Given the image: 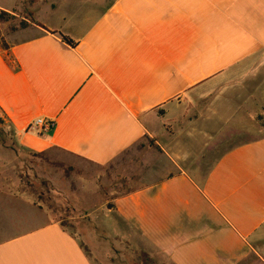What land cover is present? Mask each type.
I'll list each match as a JSON object with an SVG mask.
<instances>
[{
    "label": "crops",
    "instance_id": "0c3cea01",
    "mask_svg": "<svg viewBox=\"0 0 264 264\" xmlns=\"http://www.w3.org/2000/svg\"><path fill=\"white\" fill-rule=\"evenodd\" d=\"M0 9L36 22L0 46V111L18 141L8 151L116 168L119 184L138 185L109 208L171 264H264V0ZM37 117L55 126L27 132ZM148 169L156 177L138 181ZM38 214L47 217L0 190V264H93L58 220L28 223ZM106 231L133 240L118 224Z\"/></svg>",
    "mask_w": 264,
    "mask_h": 264
},
{
    "label": "rangeland",
    "instance_id": "374dc122",
    "mask_svg": "<svg viewBox=\"0 0 264 264\" xmlns=\"http://www.w3.org/2000/svg\"><path fill=\"white\" fill-rule=\"evenodd\" d=\"M6 12L8 16L0 19V38L3 39L21 20L30 18L21 10ZM15 142L17 138L0 111V190L6 188L27 199L44 209L47 215L30 216L29 224H39L48 218L58 220L87 248L93 264H171L163 253L140 240L132 226L109 208L114 206L117 195L136 187L137 183L119 184L116 168L105 169L63 151L28 152L26 156L16 152L14 156L15 153L8 150H15ZM147 143L155 146L153 139L148 138ZM152 171L148 169L147 176L142 173L137 180L143 181V177L146 181L152 180L156 177ZM113 224L125 228L133 240L114 232L107 236L106 228Z\"/></svg>",
    "mask_w": 264,
    "mask_h": 264
},
{
    "label": "built area",
    "instance_id": "2783aa9c",
    "mask_svg": "<svg viewBox=\"0 0 264 264\" xmlns=\"http://www.w3.org/2000/svg\"><path fill=\"white\" fill-rule=\"evenodd\" d=\"M54 126L55 122L53 120L37 117L27 124L26 131L43 133L49 131Z\"/></svg>",
    "mask_w": 264,
    "mask_h": 264
},
{
    "label": "trees",
    "instance_id": "16d2710c",
    "mask_svg": "<svg viewBox=\"0 0 264 264\" xmlns=\"http://www.w3.org/2000/svg\"><path fill=\"white\" fill-rule=\"evenodd\" d=\"M8 14H9L8 12H6V11L0 9V19L2 18V16H8ZM31 23H36V22L34 21V19H33L31 16H30L29 19H27V18L25 17L23 20H21V21L19 22V24H18L17 26L12 27L11 30L13 31V30H16V29H18V28H23V27H25V26H27L28 24H31ZM58 34H59L61 40L64 41V42H66L67 44H69V45H71V46H73V45L75 44L74 41L71 40L69 37L63 35V34L60 33V32H58ZM0 46H1L2 48H6V43H5V41H4L3 38H0Z\"/></svg>",
    "mask_w": 264,
    "mask_h": 264
}]
</instances>
